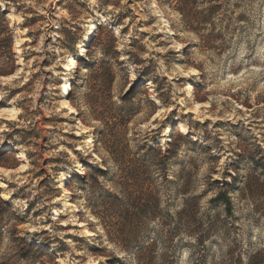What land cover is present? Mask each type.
Here are the masks:
<instances>
[{
  "label": "rangeland",
  "instance_id": "1",
  "mask_svg": "<svg viewBox=\"0 0 264 264\" xmlns=\"http://www.w3.org/2000/svg\"><path fill=\"white\" fill-rule=\"evenodd\" d=\"M253 253L264 0H0V264Z\"/></svg>",
  "mask_w": 264,
  "mask_h": 264
},
{
  "label": "trees",
  "instance_id": "2",
  "mask_svg": "<svg viewBox=\"0 0 264 264\" xmlns=\"http://www.w3.org/2000/svg\"><path fill=\"white\" fill-rule=\"evenodd\" d=\"M204 1H207V2H209V0H204ZM179 11H180V13L181 14H183L184 13V10H180L179 9ZM184 15V14H183ZM5 54L7 55V54H11V52H10V48H9V46H7V48H6V51H5ZM149 149H152V147H149ZM151 193H147V196L149 197V198H151ZM219 200H221L222 201V198L221 197H216L215 199H214V201H219ZM225 201H227L228 202V199L226 198V200H224V202ZM144 204H142V205H140V208L142 207L144 210H142L144 213H146V214H149V213H151V211H152V205H153V203L150 201V199H146V200H144V202H143ZM226 204V203H225ZM122 207V209L120 210V211H122V213L124 212V213H127L128 212V210H127V208L124 206V205H122L121 206ZM120 207V208H121ZM155 208V207H154ZM123 218H125V217H123ZM114 261H120L119 260V258H115V260ZM243 264V263H242ZM244 264H263V258H259V255L257 254V253H253V254H250L249 255V257H248V259H247V261L244 263Z\"/></svg>",
  "mask_w": 264,
  "mask_h": 264
},
{
  "label": "bare ground",
  "instance_id": "3",
  "mask_svg": "<svg viewBox=\"0 0 264 264\" xmlns=\"http://www.w3.org/2000/svg\"><path fill=\"white\" fill-rule=\"evenodd\" d=\"M16 51H17V49H16ZM20 59V58H19ZM65 85V84H64ZM68 88H69V85H65V91L66 92H68ZM64 108L65 109H69V112L72 114V113H74L76 110H75V108L72 106V105H70L68 102H66L65 104H64ZM92 140V139H91ZM91 140L89 141V142H91ZM24 157V155L21 153V152H19V154H18V158H23ZM95 158H97V159H99V157L97 156V155H95ZM72 205V203H68V206H71ZM88 235H93V232L91 231V230H88Z\"/></svg>",
  "mask_w": 264,
  "mask_h": 264
}]
</instances>
